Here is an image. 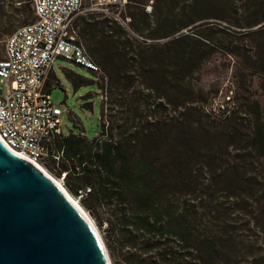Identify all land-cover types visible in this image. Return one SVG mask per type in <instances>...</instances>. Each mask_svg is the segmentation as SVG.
<instances>
[{"label":"trees","instance_id":"obj_1","mask_svg":"<svg viewBox=\"0 0 264 264\" xmlns=\"http://www.w3.org/2000/svg\"><path fill=\"white\" fill-rule=\"evenodd\" d=\"M17 1L21 14L31 3ZM237 3L249 13L235 25L264 32V0H152L149 12L127 0L133 34L90 25L108 123L57 136L43 162L103 228L114 264H264V109L198 76L220 47L207 10ZM136 82L143 91L127 93Z\"/></svg>","mask_w":264,"mask_h":264},{"label":"rangeland","instance_id":"obj_2","mask_svg":"<svg viewBox=\"0 0 264 264\" xmlns=\"http://www.w3.org/2000/svg\"><path fill=\"white\" fill-rule=\"evenodd\" d=\"M255 1L251 0L252 5ZM90 2L92 0H85L84 5L87 6ZM144 4L145 6L146 4L151 5L152 0H143L141 6ZM120 5L124 6V10L122 11V15L124 16H127L129 11H139V9L130 7V4H127V0H120ZM239 5L240 3H237L236 8L233 7V9L217 6L207 10L209 15H219L221 17L204 19V21H208L213 25L205 33L209 34L213 38V41H217L220 47L213 46L212 50H209V47L206 48L211 52L210 58L203 64L198 73L199 82L206 90H216L217 97L222 100H227L230 96H234L236 90L237 94L244 99L250 97L259 100L264 109V32H256L259 24L251 28H242L235 25V23L241 22L243 17L249 13L244 12V8L239 7ZM141 6L140 8H142ZM19 7L20 2L17 0H5L4 15H0V58L4 55L7 36L18 26L34 19L31 3L25 7L26 10L22 14L17 11ZM145 11H148L146 7ZM104 19L111 20V18L103 15L98 10L86 8L82 9L74 19L78 37L84 44L90 57L96 63L97 59L92 53L95 45L90 39V25L101 22ZM112 22H108V24H115ZM2 25L8 30H3ZM122 27L129 33H134L132 26L131 28ZM83 32L87 33V35L84 36ZM100 69L101 72L96 74L79 64L66 61L61 57L54 60L53 73L49 75L46 86H51L49 92L52 100L60 105L61 108L70 110L61 116L60 125L65 135L73 132L75 134L82 133L87 137H94L102 131V124L104 122L105 126L107 125L109 118L108 95L106 91L107 77L102 68ZM66 73H69L75 82H81L82 84L74 86L66 76ZM99 85L103 88L102 90ZM141 90L142 88L136 82L133 86L129 87L127 93L139 92ZM102 106H104V111H102ZM102 113L103 119H101ZM46 158L47 156L45 160ZM42 164L45 166L44 162ZM49 171L56 177L62 178L56 172ZM60 178L59 180L61 181ZM61 182L63 183V181ZM73 195L80 201L79 195ZM96 226L104 241L103 228H100L97 224ZM110 259L112 260L111 256ZM111 262L114 264L113 260Z\"/></svg>","mask_w":264,"mask_h":264},{"label":"built area","instance_id":"obj_3","mask_svg":"<svg viewBox=\"0 0 264 264\" xmlns=\"http://www.w3.org/2000/svg\"><path fill=\"white\" fill-rule=\"evenodd\" d=\"M31 0L34 19L18 26L0 58V139L11 150L43 163L70 110L56 104L46 86L53 62L61 57L96 74L99 65L78 37L75 16L84 8L129 28L120 0ZM151 11V5L147 7Z\"/></svg>","mask_w":264,"mask_h":264},{"label":"water","instance_id":"obj_4","mask_svg":"<svg viewBox=\"0 0 264 264\" xmlns=\"http://www.w3.org/2000/svg\"><path fill=\"white\" fill-rule=\"evenodd\" d=\"M104 246L61 188L0 139V264H110Z\"/></svg>","mask_w":264,"mask_h":264},{"label":"bare ground","instance_id":"obj_5","mask_svg":"<svg viewBox=\"0 0 264 264\" xmlns=\"http://www.w3.org/2000/svg\"><path fill=\"white\" fill-rule=\"evenodd\" d=\"M26 159H28L31 163H33L36 167H38L41 171H43L48 177H50L60 188L61 190L76 204V206L79 208V210L81 211V213H83V215L88 219V221L91 223V225L93 226L96 234L98 235L102 245L104 246V241L102 239L101 233L98 230V227L96 226L95 222L93 221V219L90 217V215L87 213V211L84 209V207L81 205L80 201L77 200V198L70 193V191L65 187V185L59 180V177H56L55 175H53L42 163H40L37 160L22 156ZM105 247V246H104ZM108 260L110 262V264H112V260H110V258L108 257Z\"/></svg>","mask_w":264,"mask_h":264}]
</instances>
